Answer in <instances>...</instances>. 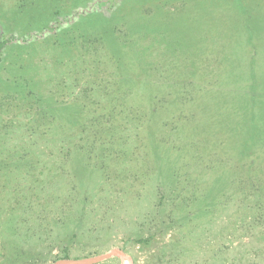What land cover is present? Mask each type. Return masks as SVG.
Returning <instances> with one entry per match:
<instances>
[{
  "label": "rangeland",
  "instance_id": "rangeland-1",
  "mask_svg": "<svg viewBox=\"0 0 264 264\" xmlns=\"http://www.w3.org/2000/svg\"><path fill=\"white\" fill-rule=\"evenodd\" d=\"M263 68L264 0H0V264H264Z\"/></svg>",
  "mask_w": 264,
  "mask_h": 264
},
{
  "label": "water",
  "instance_id": "water-1",
  "mask_svg": "<svg viewBox=\"0 0 264 264\" xmlns=\"http://www.w3.org/2000/svg\"><path fill=\"white\" fill-rule=\"evenodd\" d=\"M113 256L119 258L123 262L126 261L127 264H132L131 258L125 256V254L119 251L118 249H112L107 253H103L93 257H86L80 259H59L55 261L53 264H98Z\"/></svg>",
  "mask_w": 264,
  "mask_h": 264
},
{
  "label": "trees",
  "instance_id": "trees-1",
  "mask_svg": "<svg viewBox=\"0 0 264 264\" xmlns=\"http://www.w3.org/2000/svg\"><path fill=\"white\" fill-rule=\"evenodd\" d=\"M264 69V68H263ZM248 74V73H247ZM264 79V78H263ZM258 81V80H257ZM140 241V239H137V242H139ZM62 259H70L69 258V256H68V254L67 253H64V255H63V258Z\"/></svg>",
  "mask_w": 264,
  "mask_h": 264
}]
</instances>
